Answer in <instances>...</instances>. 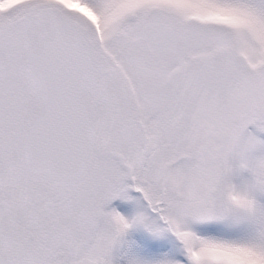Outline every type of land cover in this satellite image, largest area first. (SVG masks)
<instances>
[{"label": "snow or ice", "instance_id": "6c2138e0", "mask_svg": "<svg viewBox=\"0 0 264 264\" xmlns=\"http://www.w3.org/2000/svg\"><path fill=\"white\" fill-rule=\"evenodd\" d=\"M0 264H264V0H0Z\"/></svg>", "mask_w": 264, "mask_h": 264}]
</instances>
